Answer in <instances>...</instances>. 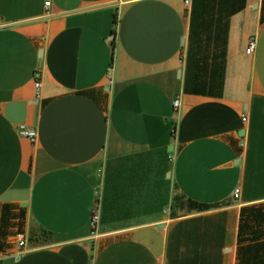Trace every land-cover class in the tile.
<instances>
[{"label":"crops","instance_id":"crops-1","mask_svg":"<svg viewBox=\"0 0 264 264\" xmlns=\"http://www.w3.org/2000/svg\"><path fill=\"white\" fill-rule=\"evenodd\" d=\"M0 255L264 264V0H0Z\"/></svg>","mask_w":264,"mask_h":264},{"label":"built area","instance_id":"built-area-1","mask_svg":"<svg viewBox=\"0 0 264 264\" xmlns=\"http://www.w3.org/2000/svg\"><path fill=\"white\" fill-rule=\"evenodd\" d=\"M184 4L186 6H188L190 4V0H183ZM49 5V1H45L44 6L45 8H47ZM256 46V40L254 36H250L245 48V53L246 54H252L254 52ZM33 80H34V86L35 89L38 91L40 86H41V81H40V73L38 71L34 72L33 74ZM179 104V100L178 98L174 99L173 101V106L174 107H178ZM242 121H246V116L242 115L241 117ZM16 130L18 132V134L22 137L28 138L31 141H34L36 138V132L34 129L28 128L25 124H18L16 126ZM239 196V188H235L234 192H233V197L234 198H238ZM99 220V212H98V206L95 205L91 211V215H90V220H89V224L92 230V233L94 232L96 225L98 223ZM26 234L24 232L18 231L15 234V243L18 247V251L19 253H21L26 245ZM1 257V255H0Z\"/></svg>","mask_w":264,"mask_h":264},{"label":"trees","instance_id":"trees-1","mask_svg":"<svg viewBox=\"0 0 264 264\" xmlns=\"http://www.w3.org/2000/svg\"><path fill=\"white\" fill-rule=\"evenodd\" d=\"M114 23H115V19H114Z\"/></svg>","mask_w":264,"mask_h":264}]
</instances>
